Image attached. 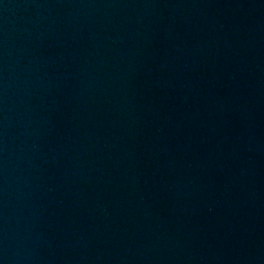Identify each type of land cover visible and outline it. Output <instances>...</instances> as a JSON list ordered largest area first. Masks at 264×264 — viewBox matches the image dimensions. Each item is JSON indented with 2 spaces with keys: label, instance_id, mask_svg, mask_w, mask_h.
I'll list each match as a JSON object with an SVG mask.
<instances>
[{
  "label": "water",
  "instance_id": "95a60500",
  "mask_svg": "<svg viewBox=\"0 0 264 264\" xmlns=\"http://www.w3.org/2000/svg\"><path fill=\"white\" fill-rule=\"evenodd\" d=\"M0 264H264V0H0Z\"/></svg>",
  "mask_w": 264,
  "mask_h": 264
}]
</instances>
